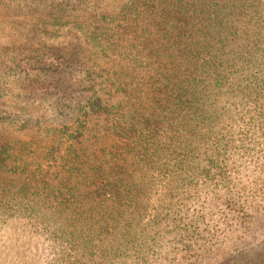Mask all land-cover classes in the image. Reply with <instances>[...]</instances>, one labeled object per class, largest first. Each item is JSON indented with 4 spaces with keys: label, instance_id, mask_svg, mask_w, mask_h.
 <instances>
[{
    "label": "trees",
    "instance_id": "16d2710c",
    "mask_svg": "<svg viewBox=\"0 0 264 264\" xmlns=\"http://www.w3.org/2000/svg\"><path fill=\"white\" fill-rule=\"evenodd\" d=\"M120 14L132 44H111L112 78L90 72L63 154L49 141L20 164L0 142V228L40 235L48 264H121L157 228L160 192L218 184L229 161L264 172V0H125ZM57 160L53 175L42 170ZM221 195L232 217L246 214L239 195Z\"/></svg>",
    "mask_w": 264,
    "mask_h": 264
},
{
    "label": "rangeland",
    "instance_id": "374dc122",
    "mask_svg": "<svg viewBox=\"0 0 264 264\" xmlns=\"http://www.w3.org/2000/svg\"><path fill=\"white\" fill-rule=\"evenodd\" d=\"M124 3L0 0V142L19 150L20 164L32 165L49 141L61 143L63 154L90 96V72L97 64L112 78L113 65L119 68L111 44L119 51L132 44L123 29L128 20L120 14ZM47 128L58 134L46 138ZM59 161L41 168L53 175ZM224 168L218 184L200 178L196 186L175 188L169 198L162 199L166 191L160 192L157 228L144 236L150 238L143 239L138 256L125 248L119 262L264 264V172L244 170L233 161ZM225 191L239 195L246 214L231 216L221 195ZM6 223L0 228L1 255L22 264L34 254L37 264H48L51 255L40 235L27 234L14 221Z\"/></svg>",
    "mask_w": 264,
    "mask_h": 264
}]
</instances>
